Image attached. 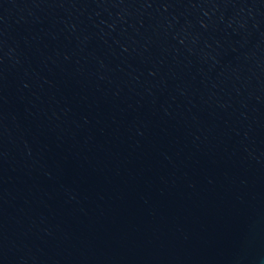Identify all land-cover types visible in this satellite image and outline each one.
Listing matches in <instances>:
<instances>
[{"label": "water", "instance_id": "1", "mask_svg": "<svg viewBox=\"0 0 264 264\" xmlns=\"http://www.w3.org/2000/svg\"><path fill=\"white\" fill-rule=\"evenodd\" d=\"M0 264H264V0H0Z\"/></svg>", "mask_w": 264, "mask_h": 264}]
</instances>
